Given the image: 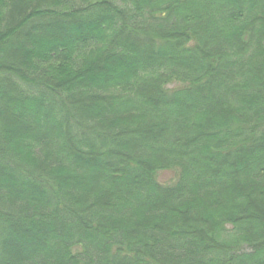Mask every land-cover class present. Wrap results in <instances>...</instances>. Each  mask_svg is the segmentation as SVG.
I'll list each match as a JSON object with an SVG mask.
<instances>
[{
	"label": "trees",
	"instance_id": "16d2710c",
	"mask_svg": "<svg viewBox=\"0 0 264 264\" xmlns=\"http://www.w3.org/2000/svg\"><path fill=\"white\" fill-rule=\"evenodd\" d=\"M0 264H264V0H0Z\"/></svg>",
	"mask_w": 264,
	"mask_h": 264
},
{
	"label": "rangeland",
	"instance_id": "374dc122",
	"mask_svg": "<svg viewBox=\"0 0 264 264\" xmlns=\"http://www.w3.org/2000/svg\"><path fill=\"white\" fill-rule=\"evenodd\" d=\"M157 178L160 182H163V183H169L171 180H172V174L170 172H158L157 173Z\"/></svg>",
	"mask_w": 264,
	"mask_h": 264
}]
</instances>
